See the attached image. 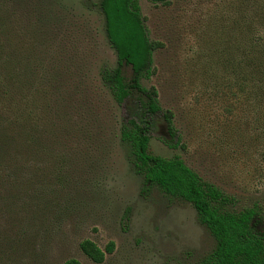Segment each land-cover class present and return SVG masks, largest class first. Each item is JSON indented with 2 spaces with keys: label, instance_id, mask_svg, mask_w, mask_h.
Listing matches in <instances>:
<instances>
[{
  "label": "rangeland",
  "instance_id": "374dc122",
  "mask_svg": "<svg viewBox=\"0 0 264 264\" xmlns=\"http://www.w3.org/2000/svg\"><path fill=\"white\" fill-rule=\"evenodd\" d=\"M99 1L44 0L37 19L26 6V26L39 31L40 54L55 66L59 127L66 129L52 180L53 165L45 156L39 158L41 197L27 195L23 186L16 201L26 203L16 210L18 219L0 215L4 235L20 234L13 247L2 243L1 264H64L72 259L95 264L80 248L86 239L103 250L114 243L102 264H201L215 240L193 206L157 187L142 195L143 179L121 145L124 110L99 76L103 66H116ZM139 4L150 40L163 44L143 85L156 87L162 110L175 114L176 137L170 140L173 145L181 140L168 146V130L160 127L152 133L150 153L181 157L203 179L235 197L230 210L258 204L264 221L263 100L248 89L240 93L237 81L228 98L227 91L216 92V80L206 78V70L212 69L207 54L220 38L218 0ZM4 34L13 50L18 45L15 24L8 23ZM27 42L31 47L29 37ZM50 183L54 190L47 187ZM10 191L16 195L17 187Z\"/></svg>",
  "mask_w": 264,
  "mask_h": 264
},
{
  "label": "trees",
  "instance_id": "16d2710c",
  "mask_svg": "<svg viewBox=\"0 0 264 264\" xmlns=\"http://www.w3.org/2000/svg\"><path fill=\"white\" fill-rule=\"evenodd\" d=\"M41 1L0 0V215L13 220L18 219L16 210L26 203L16 201L18 193L42 195L40 156L47 158L50 167L53 165L49 172L51 180L54 178L59 164L53 163H60L57 148L66 129L59 127L62 120L57 108L59 80L55 66L40 54L39 31L28 29L24 21L26 6L33 17L40 16ZM150 1L167 6L173 0ZM98 7L107 41L116 55L114 68L100 69V81L110 90L113 102L124 110L120 142L134 172L143 179L142 195L157 187L165 195L193 206L199 222L215 240V248L201 264H264L260 205L232 211L235 197L203 179L181 157L150 153L152 133L160 127L168 130V146L174 148L181 140L178 138L174 145L170 140L176 137L175 114L162 110L156 87L143 85V80L153 74L154 53L163 44L150 40L139 0H100ZM215 12L220 38L207 54L212 69L206 70V78L216 80V92L227 91L224 95L228 98L237 81L240 93L248 89L264 104V0H218ZM8 23H14L18 30V45L13 50H8L4 40ZM27 37L32 45L29 48ZM16 187L15 195L10 190ZM47 187L54 190L53 183ZM2 231L0 226V248L3 242L13 247L20 240L19 233L4 235ZM80 248L93 263L102 264L115 245L111 242L103 250L86 239ZM64 264L81 263L72 259Z\"/></svg>",
  "mask_w": 264,
  "mask_h": 264
}]
</instances>
